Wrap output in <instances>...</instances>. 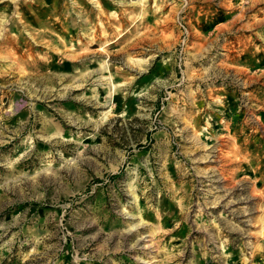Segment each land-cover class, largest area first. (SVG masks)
I'll list each match as a JSON object with an SVG mask.
<instances>
[{
	"label": "rangeland",
	"instance_id": "374dc122",
	"mask_svg": "<svg viewBox=\"0 0 264 264\" xmlns=\"http://www.w3.org/2000/svg\"><path fill=\"white\" fill-rule=\"evenodd\" d=\"M0 264H264V0H0Z\"/></svg>",
	"mask_w": 264,
	"mask_h": 264
},
{
	"label": "bare ground",
	"instance_id": "6f19581e",
	"mask_svg": "<svg viewBox=\"0 0 264 264\" xmlns=\"http://www.w3.org/2000/svg\"><path fill=\"white\" fill-rule=\"evenodd\" d=\"M142 223H143V219L141 218V219L139 220V223H137V224L134 225V226L140 225V224H142Z\"/></svg>",
	"mask_w": 264,
	"mask_h": 264
}]
</instances>
